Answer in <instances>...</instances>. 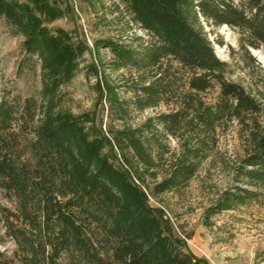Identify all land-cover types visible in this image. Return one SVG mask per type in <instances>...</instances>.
Segmentation results:
<instances>
[{
  "label": "trees",
  "instance_id": "obj_1",
  "mask_svg": "<svg viewBox=\"0 0 264 264\" xmlns=\"http://www.w3.org/2000/svg\"><path fill=\"white\" fill-rule=\"evenodd\" d=\"M123 1L144 36L96 40L84 68L106 110L104 125L90 112L62 107V88L91 53L64 28L50 27L67 16L68 6L0 0V19L38 58L42 78L40 105L0 101V192L10 204L0 203V222L15 244L13 257L0 252V264H210L190 251L165 210L150 204V193L184 188L229 123L249 133L250 149L213 211L260 195L264 69L252 51H264V0ZM224 26L238 33L244 65L262 72L254 88L230 80L229 65L216 55L214 44L224 43L209 37ZM120 71L123 84L108 74ZM161 106L167 110L131 124L133 112Z\"/></svg>",
  "mask_w": 264,
  "mask_h": 264
},
{
  "label": "rangeland",
  "instance_id": "obj_2",
  "mask_svg": "<svg viewBox=\"0 0 264 264\" xmlns=\"http://www.w3.org/2000/svg\"><path fill=\"white\" fill-rule=\"evenodd\" d=\"M68 6L65 18L50 25L64 28L76 40L86 42L91 50L81 61L74 79L62 88V107L75 115L92 113L98 123L108 121L106 110L97 105L93 91L94 78H88L85 66L93 61L96 40L110 38L125 42L133 35L144 36V31L131 22L123 0H62ZM208 33V29L205 28ZM216 35L223 46L214 44L216 55L229 65L227 77L246 87L254 88L260 81V69L246 67L239 51V35L230 28H217ZM210 36V35H208ZM215 43V41H213ZM107 56V51H102ZM254 58L264 69V51L258 50ZM117 84H123V71L108 72ZM41 65L36 56L22 48V38L10 34L0 19V101L22 103L34 99L41 103ZM124 97L131 96L121 89ZM167 108L133 112L131 124L140 125ZM264 124V114L259 118ZM166 144V143H165ZM172 153L179 152V144L169 138ZM250 149L249 133L237 123H229L218 130V145L204 160L194 177L182 189L154 195L150 204L161 207L174 225L177 234L187 241L196 256L210 264H264V186L258 189L259 197L237 206L233 210L214 212L213 208L222 193L235 185V169ZM171 154L164 156L160 176L168 170ZM152 186V185H151ZM0 203L10 206L0 192ZM14 242L5 234L0 222V252L13 257Z\"/></svg>",
  "mask_w": 264,
  "mask_h": 264
},
{
  "label": "bare ground",
  "instance_id": "obj_3",
  "mask_svg": "<svg viewBox=\"0 0 264 264\" xmlns=\"http://www.w3.org/2000/svg\"><path fill=\"white\" fill-rule=\"evenodd\" d=\"M223 28H227V26H224ZM253 52H254L255 54H257V53H258V50H253Z\"/></svg>",
  "mask_w": 264,
  "mask_h": 264
}]
</instances>
